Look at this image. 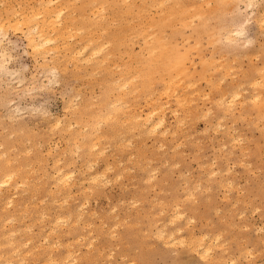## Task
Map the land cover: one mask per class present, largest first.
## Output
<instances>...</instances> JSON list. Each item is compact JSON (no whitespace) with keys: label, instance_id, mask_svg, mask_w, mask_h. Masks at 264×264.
Segmentation results:
<instances>
[{"label":"rangeland","instance_id":"1","mask_svg":"<svg viewBox=\"0 0 264 264\" xmlns=\"http://www.w3.org/2000/svg\"><path fill=\"white\" fill-rule=\"evenodd\" d=\"M122 1H53L74 28L70 49L86 37L106 43L113 59L94 75L62 39L57 58L52 45L34 53L23 30L0 33V180L13 176L0 187V264H264V0H165L183 4L189 20L166 28L151 53L141 36L120 32ZM130 1L145 3L151 28L161 8ZM39 2L0 0V17L41 12ZM59 170L73 173L69 185Z\"/></svg>","mask_w":264,"mask_h":264},{"label":"bare ground","instance_id":"2","mask_svg":"<svg viewBox=\"0 0 264 264\" xmlns=\"http://www.w3.org/2000/svg\"><path fill=\"white\" fill-rule=\"evenodd\" d=\"M27 1V0H26ZM30 1V0H29ZM53 1L54 0H40V8H41V12H40V10H37V9H35V10H37V11H35V12H37V13H35V14H26V12L24 13L23 11H24V9H22V14H20L19 13V11L21 10H19L18 12L17 11H11V10H8L7 11V13H8V15H7V17H5V18H2V17H0V33L1 34H5V33H7V31L8 30H17V31H21L22 32V30L23 31H25V33H26V35L27 36H25L28 40H27V42H28V45H29V47L32 49V51L34 52V53H37V54H42L43 55V53L45 52V48H47L49 45H52L53 46V48H52V50H55V53H56V56H57V58H59V53H60V50H59V47L61 46V44H59V47H58V45H57V41H58V39H62L63 40V42H64V46H66L65 47V49L69 52V55H71L70 57V60L73 58L74 60L75 59H78L79 61H81V63H85V64H87V65H92V71H91V73L93 74V72L94 73H96V71H98V70H101V68H103L105 65H106V63H107V60H108V57H111V55H109V54H105L104 53V51H105V47H107V46H105V44L106 43H102L101 45L99 44V45H92V42H91V45L89 46V44H88V42L90 41L89 39H87V37L84 39V44L81 46V49L79 50L78 48H80V47H78L77 48V51H75V47L73 48L74 49V51L72 50V49H70V43H68V39L66 40V37L67 36H65V35H67V32H69L71 29H73V31H74V28H71V27H73V26H71V23H70V21L68 20L69 19V17H68V19H66L67 17H64V19H63V17H62V14H63V11L65 12V10H62V9H60V10H58L57 8H56V6H55V8L52 6L53 5ZM59 1V0H58ZM62 1V0H61ZM126 1H128V0H125V1H122V4L123 5H125V9L123 10V11H121L119 14H117V13H115V17H117V18H119V19H123V22H124V25H123V27H121V29H120V32H123V33H125V34H128V35H130V36H133V35H135V36H141L143 39H144V41H145V43H147V45H150V53L153 51L154 52V50L155 49H158V48H160V46L162 45V43H163V41L165 40V31H166V28H168V27H171V26H173V24L174 23H180V25L181 26H184V25H186L187 24V20H189V18H188V15H187V13H186V11L185 10H183V9H179V5H181L180 4V2H179V4H178V6H177V4L175 5V4H173L174 3V1L173 0H170V1H173V3L171 4L173 7H174V9H172V8H169L170 7V5H169V7H166L165 6V4H166V2H164L165 0H154L153 2H154V5H156L155 7H160L161 8V11H160V13H158V15H157V17H158V19L155 21H152V18H154L153 16H151V19H150V23L152 24L151 26L153 27H156L157 28V30L155 31V32H151L150 31V29L152 28H150L149 26H150V24L149 23H147L148 25H144V23L143 22H145L143 19H144V12H146V7H145V3H142L141 5H138L137 4V2H135V3H132L131 1L129 2V3H126ZM140 1V0H139ZM146 1V0H145ZM189 1V0H188ZM188 1H186V5H187V2ZM38 2V1H37ZM69 2V1H68ZM94 2V1H93ZM118 2V1H117ZM96 3V2H95ZM152 3V2H151ZM203 3V2H202ZM205 3V2H204ZM2 4V3H1ZM195 4V3H194ZM194 4L192 5L193 6V8H194ZM200 4V3H199ZM10 5H12L11 3H10ZM25 5V4H24ZM57 5V4H56ZM58 5H59V3H58ZM106 5V4H105ZM154 5H152L153 6V8H154ZM167 5H168V3H167ZM183 5V4H182ZM181 5V6H182ZM189 5H191V4H189ZM188 5V6H189ZM202 5V4H201ZM204 5V4H203ZM208 5V4H207ZM251 5V4H250ZM60 6V5H59ZM66 6V5H65ZM69 6V5H68ZM71 6V5H70ZM175 6L176 7H178V9H176L175 8ZM192 6H190V10L191 11H194V9L197 7H195L194 9L193 8H191ZM8 7H11V6H9L8 5ZM19 7V6H18ZM61 8H63L64 6H60ZM101 7V6H100ZM99 7V8H100ZM71 8V7H70ZM96 8H97V6H96ZM101 8H103V10H104V7H103V5H102V7ZM16 9V8H15ZM64 9H65V7H64ZM155 9H157V8H155ZM217 9V8H216ZM30 10V9H29ZM96 10V9H95ZM98 10V9H97ZM102 10V9H101ZM100 10V11H101ZM66 11H67V9H66ZM91 11H93L94 12V10L92 9ZM90 11V12H91ZM153 11V10H152ZM151 11V12H152ZM200 11H202V9H200ZM21 12V11H20ZM99 12V11H98ZM97 11H96V13L95 14H97L98 13ZM104 12V11H103ZM116 12V11H115ZM136 12V14H134ZM149 12V11H148ZM157 12V10L156 11H154V16H156L155 14H157L156 13ZM195 12V11H194ZM18 13V14H17ZM72 13H73V11H72ZM204 13V12H203ZM206 14L208 13V12H205ZM205 13L202 15V16H205ZM65 14V13H64ZM75 14V13H74ZM112 14V13H111ZM110 14V15H111ZM84 15H85V13H84ZM87 15V14H86ZM85 15V16H86ZM134 15H136L135 17H134ZM151 15V14H150ZM199 15V14H198ZM103 16V15H102ZM192 16V15H191ZM201 16V15H200ZM38 17V18H37ZM71 17H73V16H71ZM83 17V16H82ZM94 17V16H93ZM114 17V16H113ZM193 17H196V16H194L193 15ZM192 17V18H193ZM199 17V16H198ZM40 18V20L42 19V21H40V22H37V21H39V20H37V19H39ZM78 18V17H77ZM80 18V17H79ZM89 16H88V18H87V16H86V20L88 19V21H89ZM156 18V17H155ZM191 17H190V19H192ZM75 19H76V17H75ZM103 19V18H102ZM195 19V18H194ZM201 19H203L202 17H201ZM200 18H199V21L201 20ZM71 20V19H70ZM73 20V19H72ZM115 20V19H114ZM135 20H137V23L136 22H134V24L132 23V21H135ZM149 20V19H148ZM196 20V19H195ZM90 21H91V19H90ZM100 21V20H99ZM192 21V20H191ZM190 21V22H191ZM71 22H74V21H71ZM111 22H113L114 23V21H112L111 20ZM110 22V24L112 25V23ZM148 22V21H147ZM99 23V22H98ZM118 23V22H117ZM192 23V22H191ZM260 24H262L263 22H259ZM258 23V24H259ZM61 26L60 28L58 27L59 25ZM73 24V23H72ZM259 24V25H260ZM115 26H116V24H114ZM118 25H120V23H118ZM148 26V27H147ZM261 26H263V24L261 25ZM81 27V26H80ZM99 27V26H98ZM90 28H92V27H90ZM89 28V29H90ZM107 28V27H106ZM150 28V29H149ZM233 28V27H232ZM109 29V28H108ZM79 30H82V29H79ZM105 30V29H104ZM113 30H114V27H113ZM152 30V29H151ZM82 31H84V29L82 30ZM109 31V30H108ZM80 32V31H79ZM102 32H104V31H102ZM167 32V31H166ZM51 33L53 34L54 33V37H52V35H51ZM82 33H84V32H82ZM105 33V32H104ZM228 33V32H227ZM244 33V32H243ZM74 34V33H73ZM75 34H76V32H75ZM80 34V33H79ZM98 34V33H97ZM96 33H95V35L94 36H96L97 35ZM168 34V33H167ZM230 34V33H229ZM82 35V34H81ZM93 35V34H92ZM232 35V34H231ZM238 35H240V36H242V35H244V34H242L241 35V33H238L237 32V35L236 36H238ZM75 36V35H74ZM88 36H89V34H88ZM98 36V35H97ZM97 36H96V39H97ZM102 36V35H101ZM226 36V35H225ZM240 36H238V37H240ZM65 37V38H64ZM77 37V36H76ZM93 37V36H92ZM103 37V36H102ZM243 37V36H242ZM89 38V37H88ZM139 38V37H138ZM137 38V39H138ZM71 39V38H70ZM93 39H94V37H93ZM115 39V38H114ZM126 39V38H125ZM124 39V40H125ZM134 39V38H133ZM238 39H240V38H238ZM134 41V40H133ZM62 42V43H63ZM80 42V41H79ZM78 42V43H79ZM238 42V41H237ZM122 43H124V42H122ZM56 44V45H55ZM108 44V46H109V42L107 43ZM51 46V47H52ZM50 47V46H49ZM48 47V48H49ZM113 47V46H112ZM47 48V50H49ZM62 48H63V45H62ZM110 48V47H109ZM108 49V48H107ZM51 50V49H50ZM50 50H49V52H50ZM66 51V52H67ZM195 51V50H194ZM48 52V53H49ZM65 52V53H66ZM68 52H67V54H68ZM112 52V51H111ZM111 52H110V54H111ZM47 53V52H46ZM66 58V57H65ZM112 58V57H111ZM110 58V59H111ZM116 58V57H115ZM159 58H160V56H159ZM45 59V58H44ZM113 59V58H112ZM112 59H111V61H112ZM146 59V58H145ZM160 59H162V58H160ZM159 59V60H160ZM67 60H68V58H67ZM69 60V61H70ZM156 60H158V59H156ZM73 61V60H72ZM110 61V62H111ZM74 62V61H73ZM75 62H77L76 60H75ZM79 63V62H78ZM83 63V64H84ZM67 64V63H66ZM74 64V63H73ZM76 65H74V66H77V65H79V69H80V67L82 66V65H80V63L79 64H77V63H75ZM84 64V65H85ZM115 64V63H114ZM118 64V63H117ZM178 65H180L181 63H177ZM191 64V63H190ZM148 65V64H147ZM146 65V66H147ZM114 66V65H113ZM175 66V65H174ZM59 67V66H58ZM65 68H66V65L64 66ZM83 67V66H82ZM107 67H108V65H107ZM134 67V66H133ZM44 68V67H43ZM63 68V67H62ZM75 68H77V67H75ZM112 68V67H111ZM110 68V69H111ZM119 68V67H118ZM64 69V68H63ZM78 69V68H77ZM78 69V70H79ZM109 69V70H110ZM113 69V68H112ZM190 69V68H189ZM5 70V72L7 73V74H9V75H15L16 74V72H13V71H10V70H8V69H4ZM66 70V69H65ZM65 70H63L64 72H65ZM183 70V69H182ZM229 71H231V70H229ZM61 72H62V69H61ZM112 72V71H111ZM50 73V72H49ZM82 73V72H81ZM135 73V72H134ZM51 74H52V76H53V81L52 82H54V81H57L58 80V77H59V74H60V72L58 71V69H54L53 71L51 70ZM86 74V73H85ZM112 74V73H111ZM94 75V74H93ZM92 75V76H93ZM84 76V75H83ZM11 77H13V79L15 78V76H11ZM87 77V76H86ZM134 77V76H133ZM49 78V77H48ZM93 78H95L94 76H93ZM121 78V77H120ZM233 78V77H232ZM260 78V77H259ZM19 79V78H18ZM44 79H45V77H44ZM257 79V78H256ZM42 80V79H41ZM95 80V79H94ZM114 80V79H113ZM112 80V81H113ZM132 80H133V78H132ZM132 80H128V81H132ZM261 80V79H260ZM264 80V79H263ZM263 80H262V82H263ZM18 81H20V83L22 82L21 80H18ZM258 81V80H257ZM256 81V82H257ZM42 82V81H41ZM96 82V81H95ZM118 82V81H117ZM135 82V81H134ZM180 82V81H179ZM178 82V83H179ZM218 82H220V81H218ZM235 82V81H234ZM255 82V83H256ZM261 82V83H262ZM3 83V82H2ZM253 83H254V80H253ZM255 83L253 84V85H255ZM257 83H259V82H257ZM264 83V82H263ZM43 84V83H42ZM41 84V85H42ZM120 84V83H119ZM126 84V83H125ZM124 84V85H125ZM155 83H153V84H151V86L152 85H154ZM179 84H181V83H179ZM236 84V83H235ZM45 85V84H44ZM170 85H171V83H170ZM191 85V84H190ZM221 85V84H220ZM220 85H218V88H219V86ZM262 85H264V84H262ZM33 86H34V84H33ZM195 86V85H194ZM40 87V86H39ZM42 87V86H41ZM124 87V86H123ZM50 88V87H49ZM184 88V87H183ZM13 89V88H12ZM40 89V88H39ZM139 89V88H138ZM150 89V88H149ZM174 89V88H173ZM140 90H141V88H140ZM134 91V90H133ZM156 91V90H155ZM168 91V90H167ZM174 91V90H173ZM235 91V90H234ZM234 91H232L233 93H234ZM237 91H240V90H238L237 89ZM242 91V90H241ZM165 92H166V90H165ZM176 92V90L174 91V93ZM199 92V91H198ZM211 92V91H210ZM134 93V92H133ZM136 93V92H135ZM226 93V92H225ZM255 93V92H254ZM139 94V93H138ZM192 94H194V93H192ZM198 93L196 92V95H197ZM133 95H135V94H133ZM195 95V94H194ZM205 95V94H204ZM203 95V96H204ZM235 95L236 96H239L240 95V92H239V94H238V92L236 93L235 92ZM242 95V94H241ZM240 95V96H241ZM260 95V94H259ZM151 96V95H150ZM163 96H164V94H163ZM174 96V95H173ZM186 97H187V95H185ZM185 96H183L185 99H186V97ZM201 96V95H200ZM206 96V95H205ZM225 96V95H224ZM224 96H222L221 95V97H224ZM232 96H233V94H232ZM231 96V97H232ZM239 96V97H240ZM167 98L166 99H168V96H166ZM178 97V96H177ZM234 97V96H233ZM239 97L237 98L236 97V99H239ZM253 97V96H252ZM184 98H183V101L182 102H185L184 101ZM226 98V97H225ZM254 98H256V96L254 97ZM254 98H252V99H254ZM188 99V98H187ZM180 100V99H179ZM188 100H190V99H188ZM227 100V99H226ZM230 100H232L231 98L229 99V105H228V107H227V105H225L226 107H227V109L229 110H231V108L233 107L232 106V102L235 100V98H234V100L233 101H230ZM243 100V99H242ZM255 100V99H254ZM221 101H223V98H222V100H220L219 102H221ZM189 102V101H188ZM194 102V101H193ZM216 102H218V101H216ZM228 102V101H227ZM230 102H231V104H230ZM242 102V101H241ZM253 102H255V101H253ZM191 103H192V101H191ZM191 103L189 102L188 104H190L191 105ZM243 103V102H242ZM242 103H241V105H242ZM217 104V103H216ZM70 105V104H69ZM68 105V106H69ZM167 105V104H166ZM186 105V104H185ZM222 105H223V102H222ZM235 105V104H234ZM188 106H186V108H187ZM164 108V107H163ZM157 109V108H156ZM195 109V108H194ZM227 109H226V111H227ZM16 111H17V113L18 112H21V110L22 109H20V107L18 106V107H16V109H15ZM153 110V109H152ZM158 110H161V109H159L158 108ZM163 110V109H162ZM191 110V109H190ZM190 110H188V111H190ZM155 111H157V110H155ZM175 111H176V109H175ZM193 110H191V112H192ZM226 111H225V113H226ZM152 111L150 110V113H151ZM190 112V113H191ZM157 113V112H156ZM184 113V112H183ZM188 113V112H187ZM193 113V112H192ZM233 113V112H232ZM6 114H7V112H6ZM177 114V113H176ZM10 115V114H9ZM12 115V114H11ZM146 115V114H145ZM145 115H143V117L145 116ZM197 115V114H196ZM7 116V115H6ZM162 116V115H161ZM8 117V116H7ZM152 117H153V114H152ZM188 117H190V116H188ZM11 118V117H10ZM162 118H163V116H162ZM161 118V119H162ZM164 119V118H163ZM9 120V119H8ZM222 120V119H221ZM151 121V116L150 115H146V118L140 123V125L141 126H144L146 123L148 124L149 122ZM162 121V120H161ZM160 121V122H161ZM159 122V123H160ZM164 122V121H163ZM162 122V123H163ZM159 123H157V125H155V123L152 125V128H151V130L152 131H154V130H156L157 128H158V124ZM161 124V123H160ZM71 126V125H70ZM100 126V125H99ZM162 127H163V124L161 125ZM117 127V126H116ZM125 127V126H124ZM131 127V126H130ZM134 126H132L131 128H133ZM181 127V126H180ZM194 127V126H193ZM84 130V129H83ZM94 130V129H93ZM130 130H132V129H130ZM160 130V129H159ZM158 130V131H159ZM164 130V129H163ZM99 131V130H98ZM134 131H135V129H134ZM150 131V130H149ZM148 132V131H147ZM156 132V131H155ZM162 132H164V131H162ZM153 133V132H152ZM129 134V133H128ZM149 134V133H148ZM174 135V134H173ZM114 136V135H113ZM231 136V135H230ZM80 137H82V136H80ZM135 137V136H134ZM115 138V137H114ZM107 139V138H106ZM240 139V138H239ZM99 140V139H98ZM107 141V140H106ZM121 141V140H120ZM123 141V140H122ZM94 142V141H93ZM132 142V141H131ZM95 143H96V140H95ZM133 143H134V140H133ZM144 143V142H143ZM236 143H237V141H236ZM124 144V143H123ZM119 145V144H118ZM121 145V144H120ZM119 145V146H120ZM118 146V147H119ZM139 146V145H138ZM91 147V146H90ZM96 147V146H95ZM161 147V146H160ZM200 149V148H199ZM49 151V150H48ZM50 152V151H49ZM92 153H93V151H92ZM85 154V153H84ZM79 156H81V155H79ZM78 157V156H77ZM174 157V156H173ZM11 160V159H10ZM10 160H9V162H10ZM96 160V159H95ZM7 161V160H6ZM87 161V160H86ZM8 162V163H9ZM7 165V164H6ZM30 167V166H29ZM28 167V168H29ZM144 167H146V165L145 166H143V168ZM176 167V166H175ZM21 168V167H20ZM104 168H106V167H104ZM141 169V168H140ZM105 169H103V171H104ZM157 170V169H156ZM155 170V171H156ZM62 171V170H61ZM65 171V170H64ZM153 171V170H152ZM154 171V172H155ZM61 175H60V174ZM59 175H60V178H59V180L60 181H62V182H64V180L66 181V180H69V178H71V174H73V173H71V174H69L68 176H70V177H68V176H66L67 174H64V173H61L60 172V170H59ZM153 173V172H152ZM15 174H17V173H15ZM57 174V175H58ZM13 175V174H12ZM56 176V175H55ZM96 176V179L98 180V178L101 176H99L98 178H97V174L95 175ZM95 176H93L94 178H95ZM105 176V175H104ZM6 177H7V175H6ZM13 177V176H12ZM11 176L10 177H8V179L7 180H5V181H2V179L0 180V187H8V188H10V180H11V178H12ZM53 177V176H52ZM26 178V177H25ZM155 178V180H156V177H154ZM27 179V178H26ZM95 179V180H96ZM102 179V178H101ZM57 180V179H56ZM59 180H58V182H59ZM94 179H93V181H95ZM58 182H57V184H58ZM68 181H66V183L65 184H68L67 183ZM89 182V181H88ZM61 183V182H60ZM56 184V183H55ZM19 185V184H18ZM23 185H25V184H23ZM22 185V186H23ZM69 185V184H68ZM26 186V185H25ZM40 186V185H39ZM45 186V185H44ZM54 186V185H53ZM60 186V185H59ZM63 186H64V184H63ZM14 187V186H13ZM21 187V186H20ZM39 188V187H38ZM70 188V187H69ZM1 189V188H0ZM17 189V188H16ZM56 189V187L54 188V190ZM60 189V188H59ZM73 189V188H72ZM6 191V190H5ZM50 191V190H49ZM51 191H53V190H51ZM50 191V192H51ZM65 191V190H64ZM17 192V191H16ZM55 192H57L56 190H55ZM47 193V192H46ZM52 193V192H51ZM58 193H59V190H58ZM61 193V192H60ZM18 194V193H17ZM57 194V193H56ZM22 195V194H21ZM59 195V194H58ZM8 196V195H7ZM34 196V195H33ZM54 196V195H53ZM193 196V195H192ZM36 197H37V195H36ZM46 197V196H45ZM69 197H70V195H69ZM188 197V196H187ZM8 199V198H7ZM35 199V198H34ZM55 200H56V198H55ZM54 200V201H55ZM162 200V199H161ZM9 201V202H8ZM8 206L9 205H12L13 203H14V201L9 197V199H8ZM32 201V200H31ZM64 201V200H63ZM66 201V200H65ZM28 202V201H27ZM69 202V201H68ZM55 203V202H54ZM60 203V202H59ZM62 203V202H61ZM65 203V202H64ZM135 203V202H134ZM16 204V203H15ZM41 204V203H40ZM48 204H50V203H48ZM47 204V205H48ZM36 205V204H35ZM58 205V204H57ZM68 205H69V203H68ZM5 206V208L6 207H8V206H6V205H4ZM13 206H14V204H13ZM25 207H27V205H24ZM51 206H52V204H51ZM54 206V205H53ZM19 207V206H18ZM47 207V206H46ZM58 207H60V206H58ZM2 208H4V207H2ZM26 211H28L27 209H26ZM43 211V210H42ZM47 211H48V209H47ZM113 211V210H112ZM179 211V210H178ZM84 212V211H83ZM38 213V212H37ZM177 213V212H176ZM26 214V213H25ZM83 214V213H82ZM40 215V214H39ZM60 215V214H59ZM58 215V216H59ZM71 215V214H70ZM181 215V214H180ZM30 216V215H29ZM178 216V215H177ZM22 217H24V216H22ZM37 217V216H36ZM80 217H83V215H81ZM35 218V217H34ZM40 218H41V216H40ZM44 218H46V216L44 217ZM55 218V217H54ZM67 218V217H66ZM11 219V218H10ZM9 219V220H10ZM24 219V218H23ZM31 219V218H30ZM65 219V218H64ZM7 220V219H6ZM33 220V219H32ZM31 220V221H32ZM69 220V219H68ZM20 222H23V221H20ZM43 222V221H42ZM45 222V221H44ZM43 222V223H44ZM14 223V222H13ZM60 223V222H59ZM75 223V222H74ZM30 224V223H29ZM35 224V223H34ZM40 224H42L41 222H40ZM78 224V223H77ZM30 225H32V223L30 224ZM54 225H56V224H54ZM54 225H53V227H54ZM72 225V224H71ZM5 226V225H4ZM14 226V225H13ZM25 226V225H24ZM50 226V225H49ZM74 226V225H73ZM47 228V227H46ZM23 229H25V228H23ZM29 229H32L31 227L29 228ZM34 229V228H33ZM57 229V228H56ZM42 230H43V228H42ZM53 230V229H52ZM51 230V231H52ZM18 231H19V229H18ZM29 231V230H28ZM39 231V230H38ZM51 231H49V232H51ZM23 232V231H22ZM53 232V231H52ZM57 232V231H56ZM92 232V231H91ZM165 232V231H164ZM6 233V232H5ZM29 233H30V231H29ZM9 234V233H8ZM7 234V235H8ZM16 234V233H15ZM14 233H12V235H11V237L12 236H14L15 235ZM23 234H24V232H23ZM40 234V233H39ZM63 234V233H62ZM164 234V233H163ZM4 235V234H3ZM46 235L48 236V234H47V232H46ZM161 236V235H160ZM6 237V236H5ZM50 237V236H49ZM62 237V236H61ZM171 238H172V236H170ZM23 238V237H22ZM201 238V237H200ZM173 239H175V238H173ZM182 239V238H181ZM7 240V239H6ZM13 240V239H12ZM15 240V239H14ZM31 240V239H30ZM59 240V239H58ZM179 240V239H178ZM32 241H34V240H32ZM169 241V240H168ZM183 241V240H182ZM12 242V241H11ZM11 242H9V243H11ZM23 242V241H22ZM46 242H47V239H46ZM174 241H172V243H173ZM179 242V241H178ZM182 243V242H181ZM26 244H29V242H27ZM47 244H48V242H47ZM183 244H185L184 242H183ZM11 245V244H10ZM23 245H25V244H23ZM52 245V244H51ZM50 245V246H51ZM4 246H7L6 244L4 245ZM14 246V245H13ZM48 246V245H47ZM198 246V248H199V245H197ZM197 246H196V248H197ZM3 247V246H2ZM72 247V246H71ZM17 248V247H16ZM19 248V247H18ZM46 248V247H45ZM55 248V247H54ZM198 248L196 249V250H198ZM21 249V248H20ZM37 249H39V248H37ZM41 249V248H40ZM210 248H207V247H205V248H202V250H204L205 251V253H209L210 252V250H209ZM17 251H19V249H16ZM36 250V249H35ZM194 250V249H193ZM200 251V250H199ZM33 252V251H32ZM74 252V251H73ZM73 252H71L72 254H73ZM18 253V252H17ZM71 253H68L69 255H71L72 256V254ZM15 254V253H14ZM13 254V255H14ZM32 254V253H31ZM33 255V254H32ZM50 256H52L51 254H49ZM2 256V255H1ZM0 256V257H1ZM50 256H48V257H50ZM5 258V257H4ZM10 258V257H9ZM17 258V257H16ZM74 260V259H73ZM54 261V260H53ZM75 261V260H74ZM18 262V261H17ZM26 262V261H25ZM24 262V263H25ZM50 262H52L51 260H50ZM55 262V261H54ZM13 263V261H11L10 259H8L7 260V262H6V264H12ZM66 263V262H65ZM26 264V263H25ZM67 264V263H66Z\"/></svg>","mask_w":264,"mask_h":264}]
</instances>
